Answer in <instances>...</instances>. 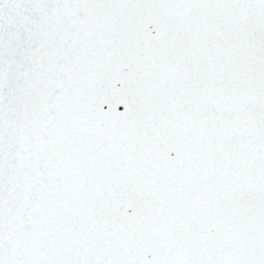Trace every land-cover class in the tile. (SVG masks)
I'll return each mask as SVG.
<instances>
[{
    "label": "snow or ice",
    "instance_id": "snow-or-ice-1",
    "mask_svg": "<svg viewBox=\"0 0 264 264\" xmlns=\"http://www.w3.org/2000/svg\"><path fill=\"white\" fill-rule=\"evenodd\" d=\"M0 264H264V0H0Z\"/></svg>",
    "mask_w": 264,
    "mask_h": 264
}]
</instances>
